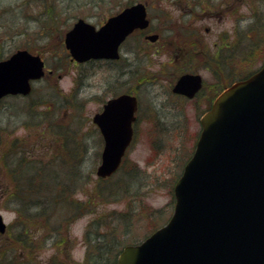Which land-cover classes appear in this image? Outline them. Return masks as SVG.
<instances>
[{"label":"rangeland","instance_id":"374dc122","mask_svg":"<svg viewBox=\"0 0 264 264\" xmlns=\"http://www.w3.org/2000/svg\"><path fill=\"white\" fill-rule=\"evenodd\" d=\"M126 1L47 0L45 6L39 0H0V59L19 48H28L39 53L49 68H57L34 84L30 96H9L0 102V126L4 129L0 155L14 138L25 154L36 161L45 162L58 155L59 139H53L52 121L57 129L69 128L62 130L68 136L66 145L76 149L81 161L78 166L67 165L53 157L60 164L54 167L61 168L56 179L65 184L70 180L69 199L82 201L86 210L74 217L73 211L48 207L39 211L35 219L17 211L16 201L9 196L12 182L0 162V214L6 224L19 220L17 226L10 228L12 234L18 235L17 229H21L25 239L29 230L34 236L33 248L20 246L22 251L33 252V264H63L66 260L60 258L62 254L71 263L85 264L98 259L100 247L103 260L100 256L96 263L109 264L105 259L107 252L139 242L163 225L173 209V184L190 156L199 130L197 116L201 115L206 95L217 90L212 72H223L220 68L215 70L206 53L211 55L217 44L237 38L243 57L238 61L240 67L234 66L236 72L239 69L246 73L264 58V0H131L146 4L153 32L159 34L156 46H163L155 47L160 52L140 63L136 75L124 82L116 81L118 91L135 89L142 106L134 122L133 142L121 166L102 180L95 173L102 141L91 118L102 101L113 94L110 85L114 74L98 63L73 65L62 43L65 30L77 18L98 26ZM48 7L53 9L50 15L46 14ZM48 16H53L54 22L47 20ZM127 43L131 45L136 40ZM178 47L187 52L182 67L178 62L166 63L167 59L174 62L172 50ZM202 47H207V52H200ZM180 68L194 70L211 83L206 84L197 104L170 93L172 73ZM219 73L217 81L229 82L225 71L222 76ZM140 75L153 79L148 86L138 85ZM65 93H74L67 103L62 98ZM61 152L68 153L62 149ZM21 224L24 227L19 228ZM96 234L99 242L92 241ZM18 250L15 238L13 242L0 243V252Z\"/></svg>","mask_w":264,"mask_h":264},{"label":"water","instance_id":"95a60500","mask_svg":"<svg viewBox=\"0 0 264 264\" xmlns=\"http://www.w3.org/2000/svg\"><path fill=\"white\" fill-rule=\"evenodd\" d=\"M147 24L145 6L137 2L97 29L79 18L64 42L77 61L113 58L125 36ZM42 74L38 55L16 50L0 60V97L27 94L29 80ZM200 85L199 75L183 74L173 91L192 96ZM135 108V97L122 94L94 115L104 139L98 176L117 169ZM200 123L192 156L173 186L169 220L140 243L125 245L116 264H264V64L225 88ZM4 227L0 215V231Z\"/></svg>","mask_w":264,"mask_h":264},{"label":"flooded vegetation","instance_id":"af4514ba","mask_svg":"<svg viewBox=\"0 0 264 264\" xmlns=\"http://www.w3.org/2000/svg\"><path fill=\"white\" fill-rule=\"evenodd\" d=\"M122 8H120L119 10H121ZM118 11H116V12H118ZM115 13H113V14H115ZM150 28H151L150 30H147L149 28H147L145 30L144 29H135L129 35H127L126 38L119 44L118 54L116 57L108 58V59H96V60L90 59V60L83 62V63H98L99 65L100 64L105 65L107 67V70L109 69V71H111L110 73L113 72V74H114L113 75V82L111 83L110 88L114 89V92L108 98H113V97H116L120 94H130V95L135 96L136 102H137V108L135 111V116H136L135 121L138 117V112L140 110L139 108H141V106H142L141 105L142 100L140 99V97H138V94L135 91V89L131 90L129 88H126V89H121L120 91H118L116 81L124 82V81L130 79L132 77V75H134V74L136 75V73L138 72V68H141L140 63H142L144 60L148 59V57H154L155 53L160 52L159 48H155V47H162L163 46L160 44H157L159 46H156V43H158L159 34H158V39L155 42H149L146 39L147 33H149L150 31L153 32L152 27H150ZM129 40H134V41L136 40V43L128 45L127 42ZM237 40L238 39L236 38L235 41H233V39H232V41L226 40L225 42H222L219 44L216 43L218 46L216 45L215 51H213V53L211 55L206 53V56H207L210 64L214 65L215 70H217V68H220L223 70V72L219 73V72L213 70L212 75L215 78L214 83L217 86V88H216L217 90L215 89L216 92L213 93V95H211L212 92H209V94L206 95V97H208V98L206 100V103L203 106V110L200 112L201 114L210 108L214 97L218 94V92L222 89V87H224L227 83L224 80L223 84H221V82L216 80L218 78V73L222 76L224 71H225L226 72L225 77L226 78L228 77V79H230L231 81H233V79L239 78L242 75L241 72H239V69H238V72H236L237 70H234V66L236 68L240 67L238 61H240V59L243 57V47L237 43ZM62 46L66 47L64 44ZM139 47H143V48H139ZM184 48H187V47H184ZM188 48L191 49L190 47H188ZM123 49L126 50L127 55L124 54ZM189 49H187V50H189ZM206 49H207V47H202L199 51L200 52H207ZM65 52L68 55V61L70 63H72L73 65L77 66L79 64L80 65L83 64V63H78V62L72 60L69 57L68 51L65 50ZM186 53L187 52L183 51L181 47H178V49L173 48L172 59L174 62H169L167 59L166 63L172 64V63L178 62V65L182 67V66H184V63H185L184 57L186 56ZM132 60H134L135 62L133 63ZM44 62L46 63L45 59H44ZM52 73H53V70L49 67H46V72H45L44 76H47V75L50 76ZM185 73L199 74L196 71L189 70V69L180 68V70H178V71L175 70L172 73L173 77L170 79V82H169L170 93L172 94V96H174L178 99L193 100L196 103L197 100L200 98V96H203V94L206 90V84L208 86L211 83H206L203 76L201 74H199L201 77V85L198 88V90L196 92H194V94L192 96H187L185 94L177 93V92L173 91V87H174L176 81L179 79V77L181 75H183ZM43 77H41L40 79H37L35 81H32L31 82V85H32L31 89H33L34 84L39 82ZM139 78H140V80H138V82H137L138 85L143 84V83H147L146 84L147 86H148V82L153 79V78L152 79L147 78L146 75L144 76V78L142 77V75H140ZM222 78L224 79V76ZM73 95H74V93L72 95H69V93H65L62 98L64 99V102L67 103ZM209 95H211L210 98H209ZM107 99L102 101L100 109L97 110L96 112H99L102 110V106L106 102ZM45 107H47V106H45ZM48 108L49 109H47V108L46 109L47 110L51 109V106L49 104H48ZM197 117H198V122H199L200 115H198ZM199 129H200V126H199ZM97 131L99 133V129H97ZM197 131H199V130H197ZM99 136H100V139H101L102 144H103V139H102V136L100 133H99ZM77 154H78V152L76 151V154H74V155L77 157ZM22 227H24V226L23 225L19 226V228H22ZM10 231L11 230L8 231L10 233V236L8 235L6 237L12 238V239L15 238L17 240L19 250L17 252L0 253V264H33V262H32V260L34 259L33 252H30V250L28 252H25V251H22L20 249V246L24 247L23 243H25V242L27 243L26 249H30V248L34 247V236L32 235V233H30V230H29V237L27 238V240H24L23 243H21L20 241L25 237L24 231H21V229H17L18 235H15L14 233L12 234ZM2 236H5V235H2ZM24 249H25V247H24ZM60 258H63L66 260V262H63V264H75V263H71L69 261V257H64L63 254L60 256Z\"/></svg>","mask_w":264,"mask_h":264},{"label":"trees","instance_id":"16d2710c","mask_svg":"<svg viewBox=\"0 0 264 264\" xmlns=\"http://www.w3.org/2000/svg\"><path fill=\"white\" fill-rule=\"evenodd\" d=\"M39 1L45 4V6L47 5V0ZM131 2V0H127L125 4H129ZM46 11V14L50 15L53 9L48 7L46 8ZM48 17L49 18L47 20L50 19V22H54L53 16ZM249 71L250 70H248V72ZM248 72L244 73V75H246ZM50 126L51 130L53 131L52 136L54 140L59 139L58 141L61 142L62 140L66 141V131L62 130L69 128L60 127V130L58 131L52 121ZM3 130L4 129L0 127V143L4 138ZM68 148L69 147L67 145L61 146V149L65 152L68 151V153H66V155H62L60 150L58 151L59 154L54 156L58 157L59 161H61L63 164L78 166L81 161L79 160L78 156L76 157L74 155L76 149L71 148L69 150ZM53 157L50 158L49 163H43L42 161L34 160L29 155L25 154L21 144L18 143L16 138L9 140L6 148L0 155L1 165L12 182L9 196L11 200L13 199L16 201L15 203L17 204V211L28 219H35L39 211L45 210V208L48 207L55 211H63L64 209L73 211L74 217L78 216L79 214L81 215L82 211L84 212V210H86V205L82 201L72 199L71 197L69 199L68 196L71 195L70 190H72L69 188L70 180L67 184H65L62 181L58 182V179H56L57 172L61 171V168L54 167V165L60 166V164L58 161L54 160ZM48 169H50V171ZM25 207L28 209L24 210ZM30 209L34 210L31 211ZM97 236L98 234L93 237V242H99ZM96 244L97 243L92 245L94 249L96 248ZM102 250L103 249L100 247L97 252V257L99 256L98 259L94 258L91 262L86 261L85 264H97L100 262V256L102 255L100 253ZM118 251H114V253L110 251L107 252L105 259L107 262H109V264H114ZM101 258L103 260L102 256Z\"/></svg>","mask_w":264,"mask_h":264}]
</instances>
